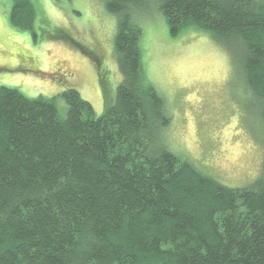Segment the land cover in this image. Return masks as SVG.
<instances>
[{"label":"trees","instance_id":"1","mask_svg":"<svg viewBox=\"0 0 264 264\" xmlns=\"http://www.w3.org/2000/svg\"><path fill=\"white\" fill-rule=\"evenodd\" d=\"M149 1H105L121 78L114 95L103 84L99 114L74 87L0 84V264H264V156L231 186L167 146L171 112L142 64ZM155 2L171 35L203 29L237 55L264 119V0ZM35 15L33 0H11L15 26Z\"/></svg>","mask_w":264,"mask_h":264},{"label":"rangeland","instance_id":"2","mask_svg":"<svg viewBox=\"0 0 264 264\" xmlns=\"http://www.w3.org/2000/svg\"><path fill=\"white\" fill-rule=\"evenodd\" d=\"M105 1L33 0L31 29L11 23V0H0V84L28 96L74 87L99 114L105 87L114 95L121 78L113 49L117 17ZM149 2L137 18L145 74L171 112L161 136L219 181L250 183L264 156V119L261 99L242 79L237 55L203 29L186 27L171 35L155 0ZM57 103L63 114L62 96Z\"/></svg>","mask_w":264,"mask_h":264}]
</instances>
